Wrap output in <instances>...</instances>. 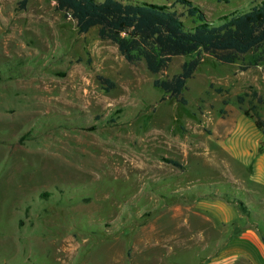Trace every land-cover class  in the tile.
Segmentation results:
<instances>
[{"label":"rangeland","instance_id":"374dc122","mask_svg":"<svg viewBox=\"0 0 264 264\" xmlns=\"http://www.w3.org/2000/svg\"><path fill=\"white\" fill-rule=\"evenodd\" d=\"M21 1L0 0V264H210L248 219L229 203L221 223L224 194L250 196L225 183L216 139L264 97V44L234 63L203 52L187 103L162 100L154 80L195 55L152 73L55 1ZM193 1L219 22L263 0Z\"/></svg>","mask_w":264,"mask_h":264},{"label":"trees","instance_id":"16d2710c","mask_svg":"<svg viewBox=\"0 0 264 264\" xmlns=\"http://www.w3.org/2000/svg\"><path fill=\"white\" fill-rule=\"evenodd\" d=\"M28 1L22 0V7ZM53 1L58 10L77 20L79 32L98 27L99 36L116 44L126 60L131 63L144 60L152 73L166 70L175 56L195 55L186 60L181 71L172 77L154 80V86L164 93L162 100L169 96L187 103L183 93L188 80L201 64L203 52L221 62L234 63L241 55L259 49L264 44V0L249 9L224 15L219 22L209 20L202 7L193 0H175L171 4L141 0ZM177 3L184 6L186 13H179L175 9ZM184 14L194 18V26L186 25L182 19ZM261 61H264V56L252 65H258ZM99 79L107 84V90L114 86L108 77L100 75ZM255 99L259 104L264 103V97L256 89L251 93L250 106L241 108L255 120L264 134V118L254 103ZM238 102L242 105L245 96L239 95ZM167 160L179 165L175 160ZM224 196L247 211V206L237 197L230 194Z\"/></svg>","mask_w":264,"mask_h":264},{"label":"crops","instance_id":"0c3cea01","mask_svg":"<svg viewBox=\"0 0 264 264\" xmlns=\"http://www.w3.org/2000/svg\"><path fill=\"white\" fill-rule=\"evenodd\" d=\"M241 111L239 116L223 118V127L218 130L216 139L215 156L218 159L216 162L220 161L223 168H229L234 173L225 183L250 196L246 201L228 192L247 206L246 212L239 206V219H248L244 225L238 224L236 219L232 220L233 231L238 233L234 236L232 231V241L222 244L221 251L211 259L210 264H264V134L255 120L247 116L243 109ZM259 113L264 118V103L259 107ZM224 199L226 202L221 204L220 210L221 223L226 226L230 222L227 205L236 202ZM254 204L260 205L261 209L257 211L251 207Z\"/></svg>","mask_w":264,"mask_h":264}]
</instances>
